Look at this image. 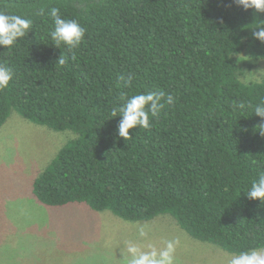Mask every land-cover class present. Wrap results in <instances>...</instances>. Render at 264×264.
I'll return each mask as SVG.
<instances>
[{
	"label": "trees",
	"instance_id": "16d2710c",
	"mask_svg": "<svg viewBox=\"0 0 264 264\" xmlns=\"http://www.w3.org/2000/svg\"><path fill=\"white\" fill-rule=\"evenodd\" d=\"M51 7L86 28L81 46L61 51ZM43 9V11H41ZM0 10L32 21L0 63L12 67L0 89V129L13 112L71 139L32 185L48 208L85 205L130 223L171 216L193 239L228 254L264 247V207L243 194L264 171L260 82L242 81L236 59L264 63V26L233 0H0ZM121 76L132 77L130 88ZM174 97L148 129L118 137L110 110L122 94ZM245 102L243 112L234 106ZM246 129L247 131H242Z\"/></svg>",
	"mask_w": 264,
	"mask_h": 264
},
{
	"label": "rangeland",
	"instance_id": "374dc122",
	"mask_svg": "<svg viewBox=\"0 0 264 264\" xmlns=\"http://www.w3.org/2000/svg\"><path fill=\"white\" fill-rule=\"evenodd\" d=\"M236 61L243 82L262 80L263 62L247 54ZM70 139V133L37 126L16 112L0 129V264H124L131 259L128 242L148 250L168 240L179 242L174 264H227L230 254L193 239L171 216L130 223L85 205L39 203L32 185Z\"/></svg>",
	"mask_w": 264,
	"mask_h": 264
},
{
	"label": "clouds",
	"instance_id": "9594fccd",
	"mask_svg": "<svg viewBox=\"0 0 264 264\" xmlns=\"http://www.w3.org/2000/svg\"><path fill=\"white\" fill-rule=\"evenodd\" d=\"M233 2L245 11L254 10V15L264 13V0H233ZM49 15L53 22V30L50 32L53 45L60 51L62 47H66L69 52H73L72 59H75L74 50L81 46L86 35V28L76 19L62 17L58 7H51ZM31 27L30 19L0 10V47L10 51L14 46H17L18 41L29 33ZM253 37L264 44V26H257L253 30ZM67 62V57L61 51L55 64L63 66ZM14 75L12 67L0 63V89L8 88ZM120 79L123 81L124 87H131V76H121ZM121 99L123 103L113 107L110 110V116L113 119L120 118L118 137L124 140L131 136L132 130L150 128L152 120L159 118L165 106L174 103V97L164 91L137 92L130 96L122 94ZM234 107L243 112L251 105L240 102ZM253 111L254 116L259 117L262 121L256 126L255 131L264 136V99L255 105ZM242 131L247 130L242 129ZM243 194L249 201H259L260 206L264 207V171L258 173L257 178L252 180L250 188ZM141 235H145L143 230H141ZM178 243L175 240H168L162 248L149 245L148 250H143L140 246L128 242L127 252L131 254V259L126 258L124 264H174ZM227 264H264V247L233 253Z\"/></svg>",
	"mask_w": 264,
	"mask_h": 264
}]
</instances>
